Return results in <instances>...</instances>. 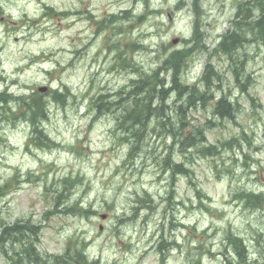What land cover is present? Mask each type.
<instances>
[{
	"label": "clouds",
	"instance_id": "obj_1",
	"mask_svg": "<svg viewBox=\"0 0 264 264\" xmlns=\"http://www.w3.org/2000/svg\"><path fill=\"white\" fill-rule=\"evenodd\" d=\"M237 11L235 0H0V210L53 229L60 264H264V43L212 54ZM209 63L224 78L215 99L231 91L230 117L205 114L219 142L207 129L183 151L156 140L146 106L159 99L143 86L171 88L179 67L203 92Z\"/></svg>",
	"mask_w": 264,
	"mask_h": 264
},
{
	"label": "trees",
	"instance_id": "obj_2",
	"mask_svg": "<svg viewBox=\"0 0 264 264\" xmlns=\"http://www.w3.org/2000/svg\"><path fill=\"white\" fill-rule=\"evenodd\" d=\"M247 17H248V14H247V16L245 15L244 19H246ZM239 25H241V23H239ZM243 28H244L243 33H242L243 35L252 33V35L255 37V40H257L258 43H264V20L261 23H257L255 20L254 22H250V23L244 25ZM239 39H240L239 36L229 34L228 39H226L223 42V45L221 48L223 53L231 56V54H233V51L237 48V46L240 45ZM175 56H176L177 62L182 64L183 59L180 56V54L177 53V54H175ZM167 65H168V62L165 61V67H167ZM179 71H180V69H179V67H177L176 73H174L173 78H172L173 86L171 88L162 87L165 84L164 79H160L158 81L159 85H161V87L159 88L158 91H157L156 85L154 83L153 84H145L143 86V87H149L150 88V98L151 99H156L157 97L159 99V104L155 108H152L150 103L146 106V108L149 112V116L154 114L156 116V119H162L165 116L164 110H165V108H167L165 106V103L173 91H176L178 100L182 99L186 93L188 94V100L185 102L186 108H185L184 104H182L181 107L177 108V110H178L177 113L181 117L185 116L186 111H188V109H190V106L193 102H198L200 105H202V100L199 98L198 94L196 93V88L194 87L193 90H186V87H184V85H182L180 83V81L178 79ZM213 77L215 79H217V82H219V80H218L219 75L214 71L208 70L206 75L204 76V78H205L204 85H205L207 90L212 89L217 84V83H215V85L213 84ZM216 108H217L216 112L214 113L215 117L217 115H219L221 119H224L225 117H230V113L232 111V105L229 103V101L227 100V98L224 95L219 100ZM141 115H142V113H141ZM146 132H147L146 130L142 131L140 133L141 137H143L144 135H147ZM177 132L178 131H176L174 134L175 137H176ZM173 138H174V136H173ZM197 140L198 139H195V140L190 139L188 141L187 145H195V144H197L196 143ZM35 231L36 230H34V226L32 227L27 223H25V224L20 223L19 225H14L11 227H5L2 229L1 235H0V247L2 248V250L5 252V254L9 258H12L13 254L9 255L3 249L1 244L8 243L10 245H13L14 243H17V242L21 244L20 250L15 253L14 264H29V263L30 264H38V262L40 261V257L37 254L36 249H34V247H32V245L30 244V241L25 242L26 234L28 233L29 235H32V234L36 235L37 231L36 232ZM54 259H56L57 264H60V257L59 256L54 257Z\"/></svg>",
	"mask_w": 264,
	"mask_h": 264
},
{
	"label": "rangeland",
	"instance_id": "obj_3",
	"mask_svg": "<svg viewBox=\"0 0 264 264\" xmlns=\"http://www.w3.org/2000/svg\"><path fill=\"white\" fill-rule=\"evenodd\" d=\"M244 3H245V0H235L236 6H239L240 4H244ZM247 14L249 15L250 13H247ZM250 18L251 19L249 22H254L255 18H256V13L251 12ZM236 20H237V18L235 17L234 21L229 26L230 27L229 29H232L233 32H235L234 29L236 28L235 27V21ZM169 23H172L171 14H169ZM227 29L224 31V33L222 35H224L227 32ZM238 34L239 35L242 34V31L238 30ZM205 39L206 40L210 39L212 44L215 43V38L211 37V33H209L208 36L205 37ZM180 42L181 41L179 39V41L176 44H178ZM242 43H243V45H242V49H243L244 45H245L243 40H242ZM173 44H175V43H173ZM248 46H250V45H248ZM210 47H211L210 44L198 45V47L196 49L197 54L203 55L204 53H207L209 51ZM165 69H166V67H165ZM220 76H221V78H220ZM215 80L217 81V79H215ZM218 80H219V82H217V84H219V87H217L216 89L219 91L220 89H222L224 87V78L221 74L219 75ZM230 94H231L230 90L226 95L224 94V96L227 98V100H228V95H230ZM214 95H215V93H214ZM215 101H216V99L213 102L215 103ZM165 106L167 107L164 110L165 116L162 119H157L158 130H157V128L151 129V135H154L156 137V140H161V138L166 139L169 135H172V137L174 136V141L176 140V138H183V137L185 140L189 136H195V137H197V139H201L203 137L204 130L207 129L209 131V136L212 138V140L219 142L217 140V137L219 135H221L222 129H218V125L214 122V120L205 119V114H206L208 108L209 107L212 108L211 105L207 108H204L203 106H201V107H198L196 109H193V108L188 109V111H186V113H185L186 118L183 119V122H181V120H180L181 117L177 113L178 110L176 108V101H173L172 105L165 103ZM174 108L176 109V113L178 116L179 127H177L176 123L173 122V117L171 115H169V113L172 112ZM212 116L215 117L214 116V110L212 111ZM221 121H223V120H221ZM182 130H183V134H179L175 137V135H174L175 132L176 131L181 132ZM146 134H147V132H146ZM149 140H151V136H149ZM221 147L223 148L224 145H221ZM229 147H230V145H229ZM30 199H38V197H30ZM32 211L35 213L37 221H39L41 218H43L45 216L47 208L43 202H39L35 208H32ZM0 221L4 222L5 224H7V223L13 224L17 220L13 221L10 216L3 213V210H0ZM100 226L102 227L101 231H103L104 226L103 225H100ZM38 247H39V251L43 254H46V255H49L50 253H59L61 251V245H60L59 241L56 239V234H55L53 229L45 228L42 231L41 236H40V244ZM0 264H7V263H5L0 258ZM144 264H154L152 257L147 256V254H146Z\"/></svg>",
	"mask_w": 264,
	"mask_h": 264
},
{
	"label": "flooded vegetation",
	"instance_id": "obj_4",
	"mask_svg": "<svg viewBox=\"0 0 264 264\" xmlns=\"http://www.w3.org/2000/svg\"><path fill=\"white\" fill-rule=\"evenodd\" d=\"M248 2V5H247V10H244L239 6L238 7V11H237V14H236V18L237 20L235 21V29L234 31L235 32H231L229 34H233L235 36H239V40H240V45H238L237 49H242V40H247V41H255V42H258L257 40H255V37L252 35L251 33V39L249 38V34H246V35H243V34H238V30H241L243 32L244 30V25L250 23V16H251V12L253 13L254 10H258V11H255V13L258 15L257 16V22H261L264 20V0H246ZM239 13H242V14H247V13H250L248 15V17L246 19H241L239 17ZM256 20V18H255ZM239 23H241V25H239ZM231 37V36H230ZM257 38V37H256ZM236 49V50H237Z\"/></svg>",
	"mask_w": 264,
	"mask_h": 264
},
{
	"label": "bare ground",
	"instance_id": "obj_5",
	"mask_svg": "<svg viewBox=\"0 0 264 264\" xmlns=\"http://www.w3.org/2000/svg\"><path fill=\"white\" fill-rule=\"evenodd\" d=\"M245 15L247 16V14H242V13H239V17L241 18V19H244L245 18ZM243 33V32H242ZM243 44V43H242ZM238 47V46H237ZM237 49V48H236ZM236 49L233 51V53L234 52H236ZM228 50V49H227ZM212 75V74H211ZM214 76V75H213ZM219 79V78H218ZM172 86H173V84H172ZM184 87H186L185 85H184ZM194 89V86H192V87H190V88H187L186 87V90H193ZM176 92V91H175ZM223 103V102H222ZM220 104V103H219ZM182 105V104H181ZM181 105L179 106V107H181ZM184 106H185V108H186V104L184 103ZM178 107V108H179ZM226 111V110H225ZM216 126V125H215ZM184 138V137H183ZM196 143L198 144L199 143V140H197L196 141ZM36 232V231H35ZM0 252L1 253H4L5 254V252L2 250V248L0 247ZM9 255H10V253H8ZM6 255V254H5ZM34 261V260H33ZM30 264V263H29Z\"/></svg>",
	"mask_w": 264,
	"mask_h": 264
}]
</instances>
